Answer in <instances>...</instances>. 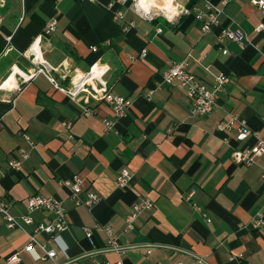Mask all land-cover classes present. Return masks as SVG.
Instances as JSON below:
<instances>
[{
  "label": "crops",
  "instance_id": "obj_1",
  "mask_svg": "<svg viewBox=\"0 0 264 264\" xmlns=\"http://www.w3.org/2000/svg\"><path fill=\"white\" fill-rule=\"evenodd\" d=\"M206 1L223 13L203 33L194 11L205 10ZM175 2L188 12L174 16L175 6L161 9L170 20L142 17L121 0L0 3V199L19 216L27 213L29 196H50L62 202L68 221L55 240L36 235L56 250L54 260L41 259L37 247L23 248L34 224L52 219V212L32 211L33 224L24 229L0 222V264H9L16 252L15 264H197L192 255L210 264H264V225H252L264 214V154L247 166L235 163L233 150L252 146L255 138L237 141L235 126L217 129L233 116L264 136V28L256 30L264 14L249 0ZM114 10L131 23L127 30L114 21ZM52 19L55 30L45 35ZM223 27L240 28L244 46L219 42ZM187 53V69L206 85L219 73L229 77L210 115H192L186 91L163 81L170 64ZM92 65L105 69L101 80L109 91L132 101L124 115L101 100H84V94L71 97L44 73L23 80L44 66L69 88ZM106 120L113 122L109 129ZM21 151L28 157L13 170L9 162ZM122 167L131 173L124 188L116 182ZM74 175L82 200L88 192L99 196L92 206L75 204L62 184ZM141 200L153 206L127 229L124 220ZM106 225L122 252L105 249ZM84 226L92 229V242Z\"/></svg>",
  "mask_w": 264,
  "mask_h": 264
},
{
  "label": "built area",
  "instance_id": "obj_2",
  "mask_svg": "<svg viewBox=\"0 0 264 264\" xmlns=\"http://www.w3.org/2000/svg\"><path fill=\"white\" fill-rule=\"evenodd\" d=\"M160 1V0H157ZM176 1V0H175ZM174 8V16L180 14L181 12H188L185 7H179L176 3ZM228 0H223L226 3ZM249 3L255 5L261 14H264V0H249ZM3 0H0L2 3ZM121 3L128 4L129 7L138 15L142 17H146L148 19H152L156 14L167 16L160 11H154L152 7L145 8L143 7V3L141 0H121ZM223 13V9L221 7H216L209 1H206L205 10H195L194 18L201 21V30L203 33L210 31L214 26L218 25L219 16ZM112 17L115 20L122 21V29L127 30L131 23H125L124 17L121 11L114 10L112 11ZM170 20L171 18H167ZM1 22V17H0ZM56 20L52 19L46 23L44 27V34H51L56 27ZM264 28V23L259 24L256 27V30H260ZM10 37H8L9 40ZM217 39L219 42L224 41L225 39L235 41L241 46H244V33L240 30V28L230 29L227 27H223L220 29ZM91 49L96 50V47H92ZM146 50L142 48L141 55L142 57L145 55ZM190 57V53H187L183 59L173 62L170 64L167 70L163 73V81L165 83H171L173 81L177 82L179 86H181L190 99V113L192 115H210L216 110L218 107V95L222 90L225 83L229 81V77L224 73H219L214 77V83L211 85H206L204 82L200 81L192 72H189L187 69L188 59ZM96 65H92L89 69V78L91 80L98 79L99 83H95L92 81L89 83L86 80L78 81L76 83L72 82L71 87L63 88L58 85L56 80L50 76L49 69L44 66L38 67L35 72L29 73L27 77L23 76V80H28L30 77H33L34 73H44L49 79L53 82L56 88H59L69 94L71 97L80 96V94H84L83 99L87 101L88 97H91L96 100H101L108 105L111 106L114 114L116 116L124 115L126 110L131 106L132 101L129 98L123 97L120 95H116L109 91L105 87V82L101 80L102 75L106 72L103 67H97V73H93V68ZM81 79V78H80ZM152 94V91H150ZM89 113L88 110L85 109V114ZM69 123L66 124V127H69ZM113 122L106 120L105 126L107 129L111 128ZM233 126L236 127L235 139L237 141H243L249 136H253L255 138V143L249 147H242L234 149L231 153L232 160L241 165H250L254 163L255 158L264 154V136H256V131L251 130L245 123V121L237 119L231 116L226 122L219 123L217 125L218 130H229ZM25 139L30 143L29 145L33 146L32 141L28 136L25 135ZM28 152L21 151L19 158L13 159L9 162V166L14 169H19L21 163L27 159ZM131 179V173L128 168L122 167L120 169L116 182L117 186L124 188L129 184ZM62 184L67 185L70 188L71 198L75 204H84L86 206H92L99 200V196L94 192H88L87 197L82 200L80 198L81 186L80 179L77 175H74L71 179L63 181ZM193 192L190 191V194ZM153 203L149 200H141L137 202L132 208V211L126 216V228L130 229L133 226L134 220L136 216L145 209H151ZM27 213L16 216L13 215L9 209L6 201L0 199V222H3L8 228H20L24 229L25 225L33 224V219L30 213L34 210H46L53 213L52 219L47 220L46 222H40L34 224L31 233H27V242L24 245V250L31 251L33 248L37 247L41 250L42 255L41 259H52L56 258V250L53 248H47L44 243H41L37 240L36 235L38 233H46L52 239H56L59 236V233L68 228V221L66 217V210L63 206L62 202L52 198L50 196H44L40 194H33L27 198ZM208 221V219H207ZM252 225L254 227H260L264 225V214L258 213L253 220ZM102 229L105 231L107 235V247L105 248L108 251H116L122 252V248L119 246L117 237L114 235V231L109 225L103 226ZM84 236L90 241H93L92 238V229L84 226L83 227ZM194 256V261L197 264H210L205 260V258L197 255ZM20 260L19 254L13 253L7 258V262L9 264H15ZM116 264H122L121 260L116 261ZM90 264H109L108 261H98L96 259H91ZM62 264V263H57Z\"/></svg>",
  "mask_w": 264,
  "mask_h": 264
},
{
  "label": "bare ground",
  "instance_id": "obj_3",
  "mask_svg": "<svg viewBox=\"0 0 264 264\" xmlns=\"http://www.w3.org/2000/svg\"><path fill=\"white\" fill-rule=\"evenodd\" d=\"M174 1L175 0H167V1L166 0H160V1H157V0H141V2L144 5L143 7H145V8H148L150 6V7H152L153 10H155L157 8L159 10L164 9V11H166V10L172 11L171 9L173 8V5L175 4ZM166 14H168V13H166ZM95 73H97V66H95L93 68L92 74H95ZM83 80L91 81L89 76H87V77H83L81 79L75 78L74 83H76L78 81H83Z\"/></svg>",
  "mask_w": 264,
  "mask_h": 264
},
{
  "label": "rangeland",
  "instance_id": "obj_4",
  "mask_svg": "<svg viewBox=\"0 0 264 264\" xmlns=\"http://www.w3.org/2000/svg\"><path fill=\"white\" fill-rule=\"evenodd\" d=\"M156 11H160V12H162L161 10H156Z\"/></svg>",
  "mask_w": 264,
  "mask_h": 264
}]
</instances>
